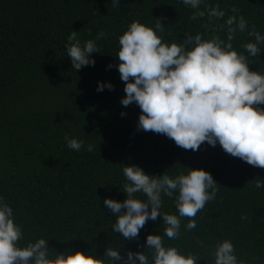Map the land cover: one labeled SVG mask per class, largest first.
Instances as JSON below:
<instances>
[{
  "label": "trees",
  "instance_id": "obj_1",
  "mask_svg": "<svg viewBox=\"0 0 264 264\" xmlns=\"http://www.w3.org/2000/svg\"><path fill=\"white\" fill-rule=\"evenodd\" d=\"M241 16L247 28L237 29L231 43L247 55L243 45L255 42L248 35L253 26L264 36V0H200L197 8L183 0H121L115 7L111 0H0V197L23 226L19 246L44 238L50 256L84 251L103 258L107 247L125 257L146 251L151 264L146 239L163 236L162 216L149 220L138 239L124 240L112 229L117 216L104 199H127L124 165L172 178L204 169L218 183L215 199L198 212L195 229L187 230L182 218L180 238L164 237L165 246L199 254L198 264H214L216 245L230 240L239 260L264 264V187L254 182H264V169L226 154L219 143L185 150L165 135L137 131L141 110L120 103L125 83L115 67L119 37L133 21L162 22L168 43L197 34L227 43V21L235 17V28ZM73 30L81 43L106 33L96 41L100 53L91 54L95 66L73 69L66 50ZM259 47L249 67L264 74V44ZM101 82L114 89L98 92ZM65 137L84 146L72 150ZM176 195L162 197V213L178 215Z\"/></svg>",
  "mask_w": 264,
  "mask_h": 264
},
{
  "label": "clouds",
  "instance_id": "obj_2",
  "mask_svg": "<svg viewBox=\"0 0 264 264\" xmlns=\"http://www.w3.org/2000/svg\"><path fill=\"white\" fill-rule=\"evenodd\" d=\"M121 0H111L113 7ZM193 8L200 0H183ZM233 12L237 9L233 8ZM212 15L222 16L213 11ZM195 18V17H193ZM227 23L228 42L219 37L204 39L201 35L185 36L183 42H165V28L158 21L148 26L133 21L119 37L118 72L125 83V97L120 103L127 107L133 103L141 110L137 131L154 132L167 136L185 150L198 151L207 142L217 143L226 154L247 164L264 169V74L249 67V57H257L264 44V36L253 26L248 32L255 42L243 45L247 55L239 53L231 43L237 29L243 32L247 22L241 16L235 28ZM91 34V33H89ZM100 31L95 39L81 43L78 32L67 37V56L73 69L95 66L92 53H100L96 41L104 38ZM114 65L109 64L108 68ZM110 82L98 85L101 92ZM126 115L121 113V116ZM67 147L79 151L83 140L68 138ZM87 151L93 150L88 145ZM126 183L123 192L127 199H104V205L117 216L112 229L124 240H136L149 220L162 216L165 228L163 236L149 234L146 249L151 250V264H198L199 254H182L177 246H165L164 237L176 240L181 235V219L186 218L187 230L197 226L195 217L206 203L214 200L219 191L212 174L204 169H190L187 174L175 178L167 174L153 176L136 165L123 167ZM257 189L264 187L261 179H255ZM176 195L177 214L162 213L163 196ZM141 194L146 199H140ZM246 218V217H242ZM23 238V226L15 222L13 208L0 197V264H150L146 251H128L107 247L103 258L84 251L60 252L49 255V240L40 238L26 246H19ZM230 240L216 245L214 264H246L234 254Z\"/></svg>",
  "mask_w": 264,
  "mask_h": 264
}]
</instances>
